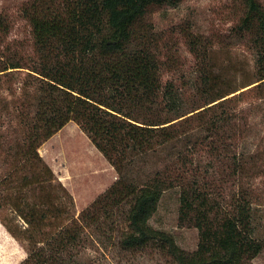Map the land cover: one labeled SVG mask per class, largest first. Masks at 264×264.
Segmentation results:
<instances>
[{"label":"trees","instance_id":"obj_1","mask_svg":"<svg viewBox=\"0 0 264 264\" xmlns=\"http://www.w3.org/2000/svg\"><path fill=\"white\" fill-rule=\"evenodd\" d=\"M184 1L27 0V52L7 44L12 22L0 14V219L15 212L17 229L6 227L28 253L21 264H63L85 225L117 218L124 250L156 246L175 264H254L264 253V131L252 138V114L238 108L251 94L264 99V5L234 0L236 34L256 52L253 81L219 75L187 24L180 32L201 62L185 89L163 83L168 47L150 20ZM70 122L118 174L78 217L39 153ZM171 191L180 225L199 232L194 252L151 224Z\"/></svg>","mask_w":264,"mask_h":264},{"label":"rangeland","instance_id":"obj_2","mask_svg":"<svg viewBox=\"0 0 264 264\" xmlns=\"http://www.w3.org/2000/svg\"><path fill=\"white\" fill-rule=\"evenodd\" d=\"M26 1L0 0V14L12 22L7 44L12 45L15 50L27 52L29 25L22 18L19 9ZM260 1L264 5V0ZM237 13L238 4L234 0H185L176 8L166 7L155 12L150 20L156 31L164 35L168 47L165 60L169 57L170 62L163 72V83H173L178 88L188 89L192 88L190 83L196 79L201 60L190 52L188 42L180 32L187 24L192 34L201 38V47L209 51L208 61L219 75L234 81L238 87L252 82L256 69V52L254 44L236 34ZM17 76L13 82H23V76ZM238 108L252 114V138L262 137L264 99L251 94L239 103ZM39 153L53 172V184L60 187L57 188L60 189L58 193L62 195L65 189L72 196L70 211L76 217L104 194L118 178L115 168L75 122L68 123L44 143ZM136 172L140 170L136 169ZM261 191L264 192V183ZM178 197L175 191L166 193L151 224L156 229L172 233L181 249L194 252L198 248L199 232L196 228L180 225ZM14 214L15 212L7 210L1 213L7 220L3 222L0 219V264H21L28 257L24 244L16 240L6 227L7 222L10 228L17 229L16 222H9ZM258 220V234L264 238V202L259 208ZM111 224L107 222L99 227L85 225L77 244L61 254L63 264H175L156 246L124 250L120 245L119 230L124 229L125 224L118 218ZM18 225L24 226L19 221ZM253 263L264 264V253Z\"/></svg>","mask_w":264,"mask_h":264}]
</instances>
